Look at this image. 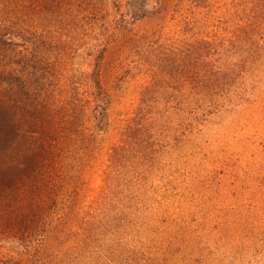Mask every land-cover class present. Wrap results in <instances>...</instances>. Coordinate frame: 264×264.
I'll use <instances>...</instances> for the list:
<instances>
[{
  "label": "rangeland",
  "instance_id": "1",
  "mask_svg": "<svg viewBox=\"0 0 264 264\" xmlns=\"http://www.w3.org/2000/svg\"><path fill=\"white\" fill-rule=\"evenodd\" d=\"M199 1L14 39L16 69L30 53L29 76L48 73L61 189L96 227L90 264H264V0Z\"/></svg>",
  "mask_w": 264,
  "mask_h": 264
},
{
  "label": "trees",
  "instance_id": "2",
  "mask_svg": "<svg viewBox=\"0 0 264 264\" xmlns=\"http://www.w3.org/2000/svg\"><path fill=\"white\" fill-rule=\"evenodd\" d=\"M170 1L0 0V240L10 246L0 264H90L96 231L91 216L79 213L76 199L64 196L61 189L66 167L58 157L61 136L48 127L53 123L44 103L48 73L41 70L29 76L30 53L23 57V71H18L12 58L14 39L35 35L34 24L91 21L96 25L109 20L113 12L125 29L127 18L165 16ZM181 1L172 3L179 9ZM203 2L207 1H199ZM24 48L29 50V43ZM233 74L224 75L230 79ZM34 76L39 81L35 89L30 81ZM221 88H207L200 94L207 96ZM37 98H42V105L33 104ZM93 118L94 132H104L106 103L95 107Z\"/></svg>",
  "mask_w": 264,
  "mask_h": 264
}]
</instances>
